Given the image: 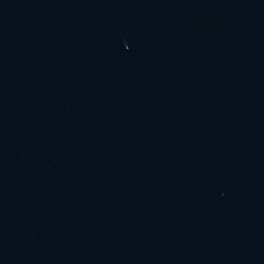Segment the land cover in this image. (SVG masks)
Here are the masks:
<instances>
[{"label": "water", "instance_id": "1", "mask_svg": "<svg viewBox=\"0 0 264 264\" xmlns=\"http://www.w3.org/2000/svg\"><path fill=\"white\" fill-rule=\"evenodd\" d=\"M0 264H264V0H0Z\"/></svg>", "mask_w": 264, "mask_h": 264}]
</instances>
